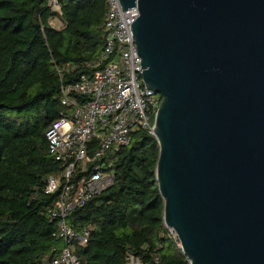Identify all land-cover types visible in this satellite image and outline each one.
<instances>
[{
	"label": "water",
	"instance_id": "1",
	"mask_svg": "<svg viewBox=\"0 0 264 264\" xmlns=\"http://www.w3.org/2000/svg\"><path fill=\"white\" fill-rule=\"evenodd\" d=\"M142 77L164 224L190 264H264V0H119Z\"/></svg>",
	"mask_w": 264,
	"mask_h": 264
},
{
	"label": "trees",
	"instance_id": "2",
	"mask_svg": "<svg viewBox=\"0 0 264 264\" xmlns=\"http://www.w3.org/2000/svg\"><path fill=\"white\" fill-rule=\"evenodd\" d=\"M0 0V264H52L57 222L48 211L62 189L46 194L47 177L62 165L49 151L47 132L61 117V85L101 68L106 0ZM115 174L108 190L73 210L74 225L90 227L81 264H190L164 224V200L156 178L160 146L148 130L132 146L110 153Z\"/></svg>",
	"mask_w": 264,
	"mask_h": 264
},
{
	"label": "built area",
	"instance_id": "3",
	"mask_svg": "<svg viewBox=\"0 0 264 264\" xmlns=\"http://www.w3.org/2000/svg\"><path fill=\"white\" fill-rule=\"evenodd\" d=\"M106 4L104 50L99 60L87 65L102 69L61 85L65 110L47 132L50 154L62 165L58 176L47 177L45 190L50 195L62 189L56 207L48 211L49 220L57 222L59 241L52 264H81L77 252L87 245L91 230L71 222L73 210L114 185L107 157L132 146L137 131L153 134L163 102L161 94L146 89L142 77L143 58L129 29L139 17L137 10L123 12L119 0ZM48 6L62 16L59 0H48ZM168 230L182 251L176 232ZM128 261L140 264L131 254Z\"/></svg>",
	"mask_w": 264,
	"mask_h": 264
},
{
	"label": "rangeland",
	"instance_id": "4",
	"mask_svg": "<svg viewBox=\"0 0 264 264\" xmlns=\"http://www.w3.org/2000/svg\"><path fill=\"white\" fill-rule=\"evenodd\" d=\"M51 25L52 26L54 25V28H56V29H62L63 26H64V23H63V21L61 20L60 17H58V18L54 17L51 20ZM134 264H136V263H134Z\"/></svg>",
	"mask_w": 264,
	"mask_h": 264
}]
</instances>
